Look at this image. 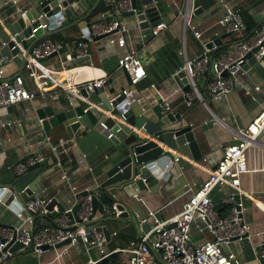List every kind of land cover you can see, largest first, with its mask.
I'll use <instances>...</instances> for the list:
<instances>
[{
    "label": "crops",
    "instance_id": "crops-1",
    "mask_svg": "<svg viewBox=\"0 0 264 264\" xmlns=\"http://www.w3.org/2000/svg\"><path fill=\"white\" fill-rule=\"evenodd\" d=\"M5 1L7 2L4 3ZM12 1L0 0V27L5 26L6 23L19 15L18 12L14 11L15 4ZM15 1L16 5L20 7L29 8L30 11L31 9L39 11L40 0ZM94 1L96 2L95 6L88 12L86 19L102 16L100 20H97L99 22L114 14L115 0L112 1L113 4L110 0ZM194 1H198V4L194 5ZM236 1L241 8L248 10L258 24V13L264 8L261 3L262 0ZM91 3L93 2H89V5ZM186 3V0H158L162 20L167 23L164 31L159 34L150 32L152 25L142 26L135 13H124L123 11L121 16L128 27L125 46L139 49L144 53L146 60L145 74L135 83V86L142 89L152 83L156 85L158 93L170 101L171 110L178 111L182 115V121L191 124L202 155L196 160L188 159V164L183 167H179L177 164L171 166V177L158 190L139 189L128 197L122 186L116 190L113 189L117 198H130L139 223V230L133 221L125 218L118 219L109 216H105V218L97 207L94 211V220H104L109 230L112 228H129L130 231L129 233L126 232V236L110 234L107 240L109 246L124 245L135 234L145 231L150 226V219L143 221L140 217L148 214L149 209L156 210L160 217H167L178 212L189 190L196 187L214 166L222 146L237 140L235 130L246 125L259 111L264 101L263 59L247 64L239 76L244 81L259 84V90L254 91L256 99H252L238 84H235L223 98H213L207 91L205 83L202 84V80L206 79L208 73L206 72L198 84L202 99L195 98L191 104L186 103L184 84L178 74L184 61L192 59L204 49H209L211 53H218L225 49L231 36H235L223 31L215 23L216 15L220 12L217 0H189L190 11L188 10L187 15L190 22L202 31L201 37H196L186 22V13L184 12ZM86 9L82 13L85 14ZM75 18V15L63 14L60 26L49 27L44 31L57 29L54 32H62L63 36L66 37L63 43L64 47H71L81 32L84 31L81 26L74 22ZM63 25L65 27L61 28ZM139 31L147 33L143 43L140 40ZM97 35L91 41V54L88 57L83 59L76 57L65 65L67 71L74 70L77 78L103 77V86L92 91L90 95L91 100L94 101L103 95L112 96L121 91L122 88L130 86L127 71L118 66L117 63V58L123 51V47L115 42L107 41L106 35L99 37ZM220 35H222L221 44L211 48L207 46L209 40ZM59 56L60 54L49 55L45 63L53 68L60 67ZM0 63L4 65L8 74L17 71L26 72L23 67L20 68L11 59L3 61L0 58ZM209 72L211 74V71ZM28 84L31 87V84ZM68 95L59 86L49 85L43 92H36V95L31 99L0 105V121L11 118L18 120V122L0 127V186L7 185L10 187L12 185L18 188L19 192L22 186L19 184L18 175L12 171L9 165L14 161L24 160L30 153L40 150L45 152L47 156L41 161V178L36 184V190L42 189L44 195L56 197V206L59 208L73 205L77 200V193L68 187L61 178L60 168L54 164L55 157H50L47 147L36 143V139L43 134L50 135L54 141L68 140L67 147L71 160L65 163V168L72 183L79 188L84 186L99 187L100 181L106 177L107 168L127 153L126 144L123 140L115 143L110 137L102 133L100 128L95 126L80 124L72 136L68 134L62 122L45 127L38 113L39 108L51 105L54 110H59L69 103L78 104L80 102H83L85 106L88 105L83 99ZM130 127L135 132L147 135L134 125ZM258 139V143L251 144L246 149L248 169L240 176V187L246 206L245 218L250 223L253 233L250 238L233 240L222 246L224 252L233 251L236 254L237 264H260L256 254L259 242L264 241V130ZM157 142L158 145L170 149L175 155L180 154L176 148H169L162 141ZM82 152L85 155L78 161L77 159ZM60 155L62 159L66 158L64 153H60ZM182 157L185 158V156ZM230 191L229 186L223 185L211 193L216 208L220 209L219 211L222 213L226 212L229 205L228 202L222 201L223 197ZM3 192L4 190L0 188V194ZM9 195L12 198L10 202L0 199V224L4 225H11L21 220L15 210L19 204L17 201L22 202L23 200L15 195L12 190ZM204 235L208 236L198 233L193 226L192 238L194 240H200ZM64 245L65 243L59 246L46 247L41 251L30 247H21L1 264H81L87 257L91 256V252L85 251L80 242L71 246L65 253L63 251ZM155 254L158 255V251L155 250ZM110 260L111 264H126L127 255L120 252Z\"/></svg>",
    "mask_w": 264,
    "mask_h": 264
},
{
    "label": "built area",
    "instance_id": "built-area-1",
    "mask_svg": "<svg viewBox=\"0 0 264 264\" xmlns=\"http://www.w3.org/2000/svg\"><path fill=\"white\" fill-rule=\"evenodd\" d=\"M60 1H58L59 4ZM152 1L158 6V0ZM186 1L184 10L186 22L193 34L200 38L202 31L190 22L187 15L190 5L188 4L189 0ZM15 2V0L12 1L15 4V12L20 14L29 11V8L20 7ZM217 3L220 12L216 15L215 23L225 32L240 33L245 27L240 4L236 0H217ZM129 9H131V0H115L114 14L103 21L90 23L88 29L81 32L71 47H64L60 39L49 35L41 36L29 48L23 50L25 73L17 71L8 74L4 65L0 63V105L31 99L36 95V92H43L47 86L56 85L64 89L69 94L68 96L81 98L88 103V106H94L97 110H101V113L107 111L108 113L103 114L116 117L109 109L100 106V97L96 101L90 98L92 91L103 86V77L77 78L74 70L67 71L65 65L76 57L89 56L91 54L90 44L94 36L108 32L106 34L107 41L115 42L123 47V51L117 58L118 66L127 71L129 83H136L145 74L146 60L144 53L139 49L125 46L128 27L122 19L121 13ZM47 17L46 11H38L31 16L25 25H29L35 20L38 23L30 27L26 37L33 36L39 27L53 28L62 23V18L55 17L50 20ZM15 18L16 16L13 19ZM137 19L139 23L143 20V18ZM7 24L2 27L7 28ZM166 26L167 23L161 20L151 26L150 32L159 34L164 31ZM146 34V32L139 31L142 43ZM256 45L257 48L252 51V54L256 60H263L264 16L252 32L231 41L224 50L213 54L209 49H204L192 59H186L181 67L185 70V76L189 83V87L184 90L186 103L191 104L195 98L202 99L198 81L209 71L211 74L206 80L205 86L213 98H223L235 84H238L246 94L252 99H256L254 91L259 90V84L239 78L243 72L246 52ZM60 48L62 50H59ZM53 54H60V67L53 68L43 61L42 57ZM223 70H226L225 74H222ZM28 83L31 84V87ZM151 85L156 86L153 83ZM129 90L128 86L121 89L124 93ZM160 96L158 103L162 110H171L170 101L165 96L161 94ZM128 104L129 101L125 98V102L120 105L122 111L126 110L125 105ZM120 121L126 123L124 118H120ZM14 122H18V120L16 118L2 120L0 127ZM98 122L100 128L109 130L106 136L110 137L113 133L110 127L104 120L100 119ZM263 130L264 101L251 120L235 130L237 140L222 146L214 166L196 187L189 190L178 212L167 217H160L156 210L149 209L148 214L140 219L143 221L150 219V226L140 234H135L126 244L113 246L107 245L108 239H106L102 228L103 223L93 219L94 209L91 199L97 187H77L72 183L65 168V163L71 160L67 147L68 140L54 141L50 135L43 134L36 139V143L47 147L50 157H55L54 164L60 168L61 178L68 187L77 193L78 219L70 222L67 214L70 207L59 208L56 204L52 208L54 213L49 216L46 205L54 196L44 195L42 189H34L28 198L22 202L17 201L19 204H17L15 212L21 217V220L11 225L0 224V264L15 252L12 245L16 241L22 243L21 247H33V249L41 251L44 244L54 245L63 239H68L63 247L64 253L78 242L83 244L85 251H93L94 256L87 257L81 264H108L107 261H103V258L115 250L118 251V254L123 252L127 255L126 264H237L236 254L233 251L224 252L222 246L233 240L250 238L253 233L250 223L245 218L246 206L240 187V176L248 169L246 149L249 145L259 142L258 137ZM60 153H64L66 158L62 159ZM84 155L85 153L82 152L77 160H81ZM46 156L45 152L36 150L24 160L12 162L9 167L16 175H19L26 170L29 163L36 160L41 162ZM223 185L231 188V191L222 200L229 203L224 213L217 210L211 195L214 189H220ZM25 187L26 184L19 191H23ZM0 188L4 190L0 194L2 200V197L7 196L11 190L7 185H1ZM81 190H85V192L78 193ZM236 192L239 194L238 199L234 198ZM111 193L116 196L114 191ZM24 210L26 213L23 215ZM119 210L114 201L111 206L105 207L109 217L116 218ZM41 217H49L51 223L35 226V220ZM193 226L198 233L208 236L204 235L200 240H194L192 238ZM110 234L116 235L117 229H110L109 236ZM155 250L158 251V255L155 254ZM256 255L259 263L264 264V241L259 242Z\"/></svg>",
    "mask_w": 264,
    "mask_h": 264
},
{
    "label": "water",
    "instance_id": "water-1",
    "mask_svg": "<svg viewBox=\"0 0 264 264\" xmlns=\"http://www.w3.org/2000/svg\"><path fill=\"white\" fill-rule=\"evenodd\" d=\"M40 0L39 11H46L48 19L62 18L63 14L67 16L75 15L74 22L81 26L84 31L90 23L100 20L102 16L94 17L92 19H86L88 12L95 6L94 0ZM113 0H110L112 2ZM89 2L91 5H89ZM194 5L198 4V1H194ZM87 8V9H86ZM86 9L85 14L82 13ZM32 11V12H31ZM31 11L22 12L16 16L14 20L7 24V28L0 27V58L3 61L11 59L22 68L25 58L23 50L29 48L41 36L48 35L56 31L57 29H51L44 31L39 27L34 35L26 37L29 33L30 27L35 26L38 21L35 20L29 25H25L28 19L35 15L37 9H31ZM124 13H135L137 18H143L140 22L142 26L155 25L162 20L159 7L153 3L152 0H131V9L125 10ZM264 16V8L258 13V21ZM257 19V18H256ZM63 25L61 28H64ZM59 29V28H58ZM108 32L98 34L97 37L106 35ZM222 35L215 36L207 43L208 47L219 45L222 43ZM257 48L253 46L246 52V60L243 63V67H247V64L254 63L257 60L252 54ZM59 50H62L60 48ZM48 56L42 57L46 62ZM82 59L88 57L87 55L81 56ZM264 59V55H263ZM226 70L222 71L225 74ZM178 74L183 82V89L189 87L187 78L185 76V70L180 69ZM205 83V79L202 80V84ZM130 90L126 93L118 92L112 96L103 95L100 98V106L109 109L111 113L116 117L105 115L97 110L94 106L84 105L83 102L78 104L69 103L64 108L54 110L51 105H47L38 109V113L41 117V122L45 127L57 122H62L65 126L68 134L73 135V132L79 127L80 124H86L87 126H95L100 128L98 120H104L106 125L113 131L110 139L115 143L119 140H123L126 144L127 153L121 157L118 161L109 166L106 170V177L100 181L99 187L92 195V206L95 209L98 207L102 212V215L108 216L105 211V207L111 206L112 202H115V206L120 209L116 218L127 219L133 221L139 230V223L137 217L134 214L132 203L130 198L121 199L112 195V191L122 186L130 197L134 192L139 189L158 190L168 181L171 177V166L177 164L179 167H183L188 164V159L196 160L202 155L197 140L195 138L192 126L190 123H184L182 121V115L178 111H163L159 106L158 100H160V94L157 92L156 87L153 85L138 89L135 83H130ZM125 98L129 101L128 105H125L126 110L122 111L120 105L125 102ZM120 118H124L126 123L120 121ZM129 124V125H128ZM134 125L136 128H140L141 131L147 133L142 135L135 132L130 126ZM101 132L105 135L108 133L107 128H100ZM157 141H162L169 148H176L180 153L175 155L170 149L164 148L158 145ZM182 156H185L182 157ZM175 157H177L175 159ZM158 166V167H157ZM164 169V171H162ZM42 163L40 161H34L27 165L26 170L18 175L20 186L26 187L23 191L18 192V188L10 186V189L14 191L15 195L21 197L22 200L29 197L31 192L36 189V184L41 178ZM32 178L30 181L29 179ZM114 189V190H113ZM85 190H81L78 193H84ZM10 194V192H9ZM2 197V201L9 202L11 195ZM234 198L238 199L239 194L234 193ZM57 204L56 197H52L49 203L46 205L48 209V215L51 216L54 213L53 205ZM79 201L76 200L70 209L67 211L69 221L72 222L78 219L76 212ZM26 211L24 210V214ZM103 231L106 239H109V229L106 222L103 220ZM36 226L41 224H50L49 217L43 219H36ZM68 241L63 239L56 242L54 245L44 244L42 247L59 246ZM22 243L16 241L12 245V249L21 248ZM27 248V246H24ZM33 249V247H30ZM91 256H94L91 250ZM118 255V251H112L108 256L103 258V261H108Z\"/></svg>",
    "mask_w": 264,
    "mask_h": 264
},
{
    "label": "trees",
    "instance_id": "trees-1",
    "mask_svg": "<svg viewBox=\"0 0 264 264\" xmlns=\"http://www.w3.org/2000/svg\"><path fill=\"white\" fill-rule=\"evenodd\" d=\"M241 13H242V16H243V19H244V22H245V27L243 28V30L240 32V33H237V32H234V31H228L227 33H229L230 35L233 34L235 35L234 37L231 36L230 40L228 41V44L231 42V41H234V40H237V39H240L242 37H244L245 35H247L248 33L252 32L253 29L257 26V21L254 19V17L248 12L247 9H244V8H241ZM50 37H53V38H57V39H60L62 40V42L64 43V41L66 40V37L63 36L62 32H53L49 35ZM213 54H216V53H213ZM210 72L207 73L206 75V79L207 80L209 77H210ZM206 82V81H205ZM223 205V204H222ZM217 210L219 211L220 209L217 208ZM106 218V217H105ZM132 223V222H130ZM133 224V223H132ZM129 233V228L128 229H117V234L123 236L127 233ZM126 236V235H125ZM111 244V243H110ZM111 261V260H110ZM108 261V264H111V262Z\"/></svg>",
    "mask_w": 264,
    "mask_h": 264
},
{
    "label": "rangeland",
    "instance_id": "rangeland-1",
    "mask_svg": "<svg viewBox=\"0 0 264 264\" xmlns=\"http://www.w3.org/2000/svg\"><path fill=\"white\" fill-rule=\"evenodd\" d=\"M262 5H264V0L261 1ZM198 84H199V81H198Z\"/></svg>",
    "mask_w": 264,
    "mask_h": 264
},
{
    "label": "clouds",
    "instance_id": "clouds-1",
    "mask_svg": "<svg viewBox=\"0 0 264 264\" xmlns=\"http://www.w3.org/2000/svg\"><path fill=\"white\" fill-rule=\"evenodd\" d=\"M109 260H110V259H109ZM109 260H108V261H109ZM108 261H107V262H108Z\"/></svg>",
    "mask_w": 264,
    "mask_h": 264
}]
</instances>
